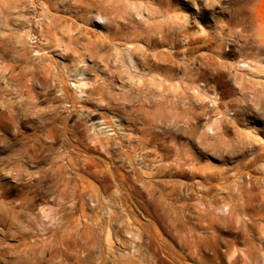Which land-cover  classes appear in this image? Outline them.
<instances>
[{
  "label": "rangeland",
  "instance_id": "obj_1",
  "mask_svg": "<svg viewBox=\"0 0 264 264\" xmlns=\"http://www.w3.org/2000/svg\"><path fill=\"white\" fill-rule=\"evenodd\" d=\"M24 1L19 14L0 12V67L23 47L37 58L34 50L49 45L39 56L51 73L37 83V98L17 97L9 81L8 101L17 103L6 120L8 145L0 144V264H264V56L260 67L238 66L240 46L251 43L244 29L264 40V0L172 2L176 34L211 32L190 45L194 63L220 67L221 46L234 51L237 64L225 69L218 91L185 78L160 84L129 57L125 40L103 42L108 29L97 18L72 32L88 49L79 58L55 45L43 8ZM152 1L117 4L123 36L137 22L167 21L155 18ZM79 80L90 82L83 94L74 86ZM19 119L25 127L17 136ZM18 162L24 180L6 173ZM249 195L257 197L251 204Z\"/></svg>",
  "mask_w": 264,
  "mask_h": 264
},
{
  "label": "bare ground",
  "instance_id": "obj_2",
  "mask_svg": "<svg viewBox=\"0 0 264 264\" xmlns=\"http://www.w3.org/2000/svg\"><path fill=\"white\" fill-rule=\"evenodd\" d=\"M124 1L129 2V5H131L130 0H32L33 4L35 5V9H37V6L40 5L43 8L42 15L44 17L51 18L50 23L47 26L48 30L50 31L48 35L53 38L55 45H64L65 48L72 49L73 53L78 55L79 58L87 55L86 53H88V49H86L84 46L80 47L78 42L79 39L74 40L75 36L72 34V32L80 27L78 25L79 21H85L86 23H89L93 22L94 18H97L98 20L106 21L108 31L105 35H103V42L114 47L119 40H125V45L133 46V48L129 50V57L132 59L133 55L135 54L138 59V65L143 70H147L149 75L158 76L160 78V84H163L164 81L174 79H177L178 83H181L183 78H185V80L190 79L193 84L204 82L206 83V86H211L214 91H218V87H221L222 84L225 83V80L223 81V78L226 76L225 69H231L230 67H235L237 64L232 63L234 58V51L232 49L225 51V46H221V52L218 54V60L221 62L220 67H213L211 63H205L203 61H201L198 65V62L194 63L198 57L193 56V48H191L190 45L197 44L199 41H202L204 36L210 37L211 32L208 31L204 35L198 36L197 38H192L194 35H196V33H189L187 30H181L179 31V34H176L177 28L173 26L174 22H169L171 19V17L169 18L170 7L172 6V2L174 0L152 1V4L155 6V18L163 16L167 17V21L164 19L165 21H161L159 24L155 25H150L149 21L137 22V26L134 25V32L123 36V34L119 31L120 25L122 24L120 19H123V17L118 11L120 4H117L120 2L124 3ZM24 2V0H8L3 6L0 5V12H6L8 15H10L9 10L17 9V14H19L23 11L22 5ZM125 5L128 6L127 4ZM202 10V17L204 18L207 10L205 8ZM52 11H55L56 14L63 13V15L60 14L57 16L51 13ZM136 14H140V10L138 8H136ZM130 15L132 16V14ZM134 16L135 15H133V17ZM56 21H59V23H56ZM133 21L135 20L133 19ZM63 22L68 24L65 32L58 30L59 26H61ZM246 22L247 21L243 19L240 23L245 24ZM253 22L257 23V20H253ZM146 24H149V26H145ZM244 31L247 32V35L245 36L249 39L246 37L243 39L245 41L247 40V42L250 40L251 43H244V45L240 46L239 53L241 56H239V58L241 60L238 63V66L245 65V68L247 67V69H249L252 67V65H260V58L261 56H264V40H257L254 35L248 32L246 28ZM33 32L34 31H31L32 36H35ZM65 34L68 37L67 42L64 40V37H66ZM178 35L183 36L188 40V47H186V49L184 44L181 42L182 40L180 41L178 39ZM137 41L143 42L144 45L139 46L134 44V42ZM249 46L252 48L258 47V51L254 53H247V48ZM48 47L49 45H46L40 47L38 50H34L39 53L37 58L30 56L32 53L29 51V49L27 47H23L21 50H19V52H15L17 55L16 58L10 59V63L8 62L6 65H2L0 67V144L2 143L4 147H6V144L9 142L8 136L11 133L10 128L6 125V120L14 119L13 106L17 103L8 101V97L12 95V92H14L9 90V81H14L17 83V88L15 89L17 97L22 98L27 94L31 98H37L40 95V93L37 91V83L43 86L44 84L42 82V78H45L49 73H51L50 69L46 67V65L41 66V60H44L45 55L42 54V56H39L40 52H46ZM198 48L201 49L200 47ZM36 59H39L40 61L35 63ZM121 59L127 62L124 56H121ZM17 68H20L18 74L15 73ZM67 70L68 73H75L73 68H67ZM178 72L182 73L181 77H178ZM260 73L264 74L262 71H260ZM76 74L78 73L76 72ZM2 81L5 83H2ZM212 84H215V86H212ZM74 86L79 90V94H83L85 93L83 89L90 86V82L88 80H79L78 83L74 84ZM62 90L65 94L67 93L66 86H63ZM100 90L101 89L94 87L91 92L96 94L98 97H101L102 93ZM256 98L259 100L260 96L256 95ZM263 101L264 100H260L259 104L263 103ZM69 102L73 104V108L76 107V98L70 100ZM24 103L25 102L22 100L19 104L23 105ZM15 125L17 128L16 135L19 136L24 130V121L20 119L17 121L15 120ZM24 164L25 163L22 162L15 163L9 169L7 168L6 173H11V175H13L18 180H24ZM55 168L57 167L52 166L48 169L41 168L39 169L38 173L46 175L49 170H54ZM59 171L60 168L58 167V169H56V175ZM124 176L125 175L122 174V177ZM41 181L44 183L43 179ZM256 199V196H251L248 200V204L253 203ZM262 211H264L263 203L261 204V209L259 212L261 213ZM262 214L264 213H261L260 215ZM249 218L252 219L253 216H250ZM210 228L213 231H216L212 226Z\"/></svg>",
  "mask_w": 264,
  "mask_h": 264
}]
</instances>
